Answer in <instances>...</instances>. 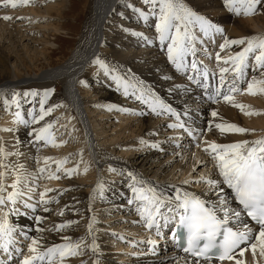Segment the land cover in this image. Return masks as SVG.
<instances>
[{"label": "bare ground", "instance_id": "6f19581e", "mask_svg": "<svg viewBox=\"0 0 264 264\" xmlns=\"http://www.w3.org/2000/svg\"><path fill=\"white\" fill-rule=\"evenodd\" d=\"M45 1L35 0V6L34 0H32L27 4V9L23 4L17 7L0 5V129H14V131L0 130V140L4 143L5 151L14 152L16 156H19V159L23 157L26 160L25 164V161H22L23 167L20 171H22V177L28 180L29 186L35 188V191L31 193L33 197L31 202L39 205V192L46 187L64 191L46 193V198L55 197L54 200H50L48 204L44 205L49 209L48 212H43L38 206L33 213L32 210H26L18 203L20 214L10 216V222L28 231L30 236H35L37 233L34 216L45 217L39 224V227L44 229L41 234L44 246L63 243L65 242L64 237L69 238L71 243H77L83 239L84 246L81 249V254L66 257L65 264H82V262L83 264H93V261L96 264H178V261L179 264H183L185 255L181 254L168 240V233L165 230L172 222L170 220L167 226L164 225L163 214L171 215L167 213V207H162L159 221L163 238H151L156 241V244L154 251L148 250L153 246L149 245V239L144 237L146 235L144 224L141 222L137 208L131 207L136 200L128 194L133 181L128 174H124L122 168L128 166V173L131 172L137 179H141L142 175H148L143 183L155 188L158 193L169 196L172 195L171 192H164L163 188L166 180L169 181L172 177H176V182H179L189 175L193 177L194 170L199 169L197 171L201 173L205 169L204 176L219 179L214 162L202 150L204 141L227 144L264 136V94L247 95L248 105L251 109L257 110V114L252 118H246L238 108L222 99H217L215 103L208 100L205 90L192 84L188 77L183 72H178L168 60V41L161 44L156 38L158 34L155 31V17L149 15L147 21L141 19L135 9L143 10L144 7H134L133 2L128 0H122L126 6L133 7L128 12L117 6L120 0H90L85 22L81 29L78 28L80 29L79 38L75 41L67 57L56 65L48 64L47 68L34 70L33 65L30 66L16 50L19 35L25 38L30 32V26L27 24L32 21L28 20L31 19L34 22L35 18L41 17L43 20L45 19L43 27H50L52 32H58L59 22H51L52 17L48 16L54 12L57 16L65 18L67 15L64 14V9L70 10L72 13L76 10L74 9L76 2L73 0L66 1L67 5H65V0H54L52 4L44 7L43 11H39L37 4ZM112 2L117 8V11L114 10L115 13H111L114 18L105 17L108 10L112 11L113 9L112 7L110 9ZM185 2L194 10L222 25L224 34L213 35V37H220L218 38L220 42L215 47L222 56L231 55L242 47V45H232L221 50L219 44L223 42L224 35L230 39H236L264 33V3L258 5L252 15L242 17L228 13L223 7L222 0H185ZM143 11L148 12L147 10ZM118 12L124 17L119 16ZM4 15H9L12 19L4 20L2 18ZM17 17L24 18L18 19ZM77 19L74 18L76 21ZM14 21L18 23H14ZM124 29H129V31ZM140 31H143L149 39L154 35L151 38V44H148L141 36L134 35ZM194 34L200 40L195 42L197 54L198 47L208 50L213 46L210 40L211 36H209L210 39L209 37L203 38L198 30ZM136 38L142 46L134 50ZM6 43L10 45L9 50H7ZM205 50L203 53H206ZM48 53L47 48L35 52L31 60H34V63L39 62L42 58L46 60L45 56L47 57ZM96 58L106 63L107 73L99 65L93 63ZM192 59V54L185 57L189 65V72L192 71L190 68ZM195 59L204 64L203 60ZM90 65L95 68L94 73L91 72L93 68ZM111 70H114L116 76L128 80L133 85L127 84V96L124 95L125 84L122 79L119 86L115 80L112 83ZM212 73L209 71V84L213 83ZM260 73L261 71L257 70L255 75L259 78ZM252 76L253 71L249 67L246 70V77L236 82H239L237 86L243 82L247 83V80ZM226 77L229 80L232 78L229 74H226ZM78 81H85V84L78 83ZM17 83L22 85L19 86ZM215 83L219 86L218 72ZM8 85L19 87L12 92L13 87L7 88ZM227 86L226 83L224 87ZM33 87L37 94L25 96V91L31 92L30 89ZM46 89L52 91L49 95L43 96ZM135 92H138V96L142 92L145 93L144 99H137L141 104L139 106L126 100L128 97H132ZM13 93H17V103L12 101ZM149 93L159 97L172 109L176 108L186 127L197 130L207 129V131H200L196 136L202 137V139L193 141L192 137H189L184 130L169 128L168 124L176 121V117L170 113H162L169 115L168 118L155 117L159 114L154 113L150 105L144 102L149 98ZM42 96L45 109L57 105L55 107L57 113H49L42 121L30 122L27 125H19L14 122L17 107L12 109V104L15 106L19 104L18 111L22 117L30 119L29 109L33 110L34 115L39 114ZM238 99L235 97L236 102H241ZM5 100L8 101L7 105ZM122 104L133 106L134 111L131 115L129 114L130 116H119L122 110L125 112L130 110L128 106L122 107ZM110 110L117 113L116 115L113 113L119 118L117 123L112 121L111 117L113 116L108 112ZM212 110L218 113L217 117L211 116ZM157 112H161V110L158 109ZM209 120L213 121L211 126H209ZM220 122L235 123L251 131L221 134L214 126L215 123ZM48 123L52 124L50 131L58 146L48 144L44 140L36 141L34 135H29L33 128L43 127ZM21 125H24L25 128L22 129ZM61 128L66 131V136H61L58 141L56 139L58 136L54 134ZM141 140L146 144H142ZM61 141L63 143H60ZM199 141L201 142L199 143ZM40 142L44 145H40ZM153 143L158 147H151ZM57 147H59V153H56ZM200 154L202 155L200 156ZM45 156L52 159L46 163L43 159ZM202 156L210 158V161L208 160L209 170L205 168L207 161ZM12 157L10 156V158ZM62 158L67 160L56 172L59 173L58 179H48L47 176L46 179L41 180L38 177L37 169L39 167L48 170L50 165L55 164V160ZM9 161L12 163L11 159ZM83 167L87 170L85 171ZM69 168L74 169V173L72 172L71 175L64 172V169ZM33 173L35 177L31 175ZM159 175H161L160 178L157 177ZM8 177L9 173L5 179ZM12 177L15 179V176ZM11 178L9 179L10 183L13 181ZM98 183L102 187H98ZM190 185L197 189L202 199L212 202L217 200L216 193L206 183H190ZM181 186L184 187L182 184ZM222 187L226 193L231 192L227 186L222 185ZM21 189L27 191L26 187ZM6 191H11V187H6ZM130 199L133 201L131 204L129 203ZM232 206L234 207L235 204L233 203ZM90 219L93 220L92 235H89L88 229ZM67 221L74 223L59 230L55 229L56 224H64ZM245 222L249 221L246 219ZM249 226L253 227L251 223ZM16 239L18 241L16 246L20 247L22 251L19 258L13 256V262L19 264V259L28 254L27 244L29 241L19 232L16 234ZM93 239L96 245L95 250L87 247L93 243ZM123 240L129 244H121L120 241ZM144 244L147 246L143 247ZM164 248L165 250H163ZM132 253H136V255ZM243 258L246 264H264V259L259 256L258 251L255 261L252 252L247 249ZM0 260L6 261V264H13V262H7L2 251H0ZM222 264H234V262L227 261Z\"/></svg>", "mask_w": 264, "mask_h": 264}, {"label": "snow or ice", "instance_id": "6c2138e0", "mask_svg": "<svg viewBox=\"0 0 264 264\" xmlns=\"http://www.w3.org/2000/svg\"><path fill=\"white\" fill-rule=\"evenodd\" d=\"M32 0H0V5L17 7L21 4L27 5ZM145 4L150 5L149 11L145 12L140 8L135 11L139 13L141 19L147 21L149 15L155 17V31L158 34L157 39L163 44H167V58L175 66L178 72H183L188 77L192 84L202 87L207 93V99L216 102L217 99L231 104L238 108L246 115H255L257 110L251 109L250 106L238 103L235 100V94L241 89L237 87V81L246 77V70L251 67L253 76L247 80V87L243 91L250 95L264 94V35L242 36L236 39H230L226 35L223 36V42L220 44V49L223 50L232 45H242L239 51L228 56H221L220 52H216L215 59L219 65L223 62L226 67H219V86L216 85V73H212L213 83L209 84V71L202 61L195 59L196 48L195 42L198 37L194 34L198 30L204 37L215 34H224V28L221 24L209 19L206 15L194 10L185 0H144ZM224 9L234 15L250 16L254 13L257 6L264 3V0H222ZM157 5L159 10L156 11ZM4 20L12 19L9 15L2 17ZM23 19L24 17H17ZM129 31V29H124ZM134 35L141 36L148 44L152 40L146 37L142 32H136ZM206 51V50H205ZM189 54L193 55L191 61V72L185 57ZM251 57V65L249 59ZM93 63L99 65L106 73L108 66L100 59H95ZM257 70H261L260 77L255 75ZM231 72L232 78L229 80L226 74ZM112 79L119 86L121 77L113 75ZM85 84V81H80ZM227 83V87L224 85ZM124 95H128L127 81H124ZM86 86V85H85ZM211 89V91H209ZM51 89L44 90L43 96L51 93ZM29 94L35 96V90L25 91L24 95ZM149 98L144 100L148 103L154 113H170L176 117L175 123L168 124L169 128L182 129L187 132L189 137L193 139L200 131L186 127L185 123L180 119L178 113L169 105L165 104L159 97L149 93ZM41 98L40 110L38 115L33 114V110L29 109L28 116L30 119H24L19 111L14 114V122L27 125L30 122L35 123L42 121L53 108V105L45 109L44 99ZM145 93H141L137 99H144ZM17 94L13 93L12 101L15 103ZM8 104V101H4ZM19 108V104H17ZM160 109L161 112H157ZM212 117H217L218 113L215 110L211 111ZM209 126L213 124L209 120ZM215 128L221 133H246L251 131L248 128L240 127L231 122L215 123ZM52 124H44L43 127L33 128L29 135H34L36 141L44 140L48 144L58 146L51 134ZM2 131H14L12 128L0 129ZM60 143H63L61 141ZM141 143L145 141L141 140ZM151 147H158L157 144H151ZM214 162V168L218 171L219 179H212L209 176L202 175L195 181L185 180L184 184L188 183H206L209 188L217 195L215 202L206 201L201 196L193 192L182 190L177 187L174 195H166L158 193L155 188L145 184L143 187H136L135 184L142 183L137 181L136 176L131 172L128 175L132 178L133 185L131 191L135 195V200L139 202L137 211L144 227L147 229L156 228L157 235H160V218L162 207H167V213L163 214L164 225L167 226L171 221H175L176 226L171 229V237L177 248H182L185 256L183 264H215V261L234 262V264H246L244 253L250 250L255 261L257 251L259 256L264 259V136H260L253 140H238L227 144H218L214 141H204V148ZM12 155L11 152L5 151V146L0 140V251H2L7 259V262H13V256L19 258L22 249L17 247L16 234L19 232L26 240H28V254L19 259V264H65V258L81 254V249L84 246L83 239L77 243L69 242V238L64 237L63 243L44 246L42 244V233L44 229L39 227L40 222L45 219L41 215H35L36 222L35 231L37 235L30 236L28 231L19 228L16 224L10 222V216L20 214V209L17 204L24 209L32 210L33 213L39 206L43 212H48L49 209L44 207L50 200L55 197L46 198V193L53 191H64L53 188H44L39 192V205L31 202L33 197L31 193L35 191L33 186H29L28 180H23L27 191L21 189L22 172L19 168L14 171L15 179H13L10 187L11 191H6L5 177L7 165L4 163V158ZM47 163L52 158L43 157ZM66 158L55 160L57 171H59L65 162ZM199 163V162H198ZM87 169L85 168V171ZM112 170V169H110ZM38 172L43 174L44 167H39ZM74 169H64V172L71 175ZM35 177V174H31ZM48 179H58L54 173L48 174ZM34 184V180H33ZM223 186H227L231 190L226 193ZM98 187H102L98 183ZM95 191V189H94ZM27 197V199H25ZM129 203H133L130 199ZM235 204L233 207L232 204ZM246 223L245 220L249 219ZM73 221H67L64 224H56L55 229L59 230ZM93 220H89L88 229L91 233ZM253 224V227L249 226ZM148 244L152 245L150 251H154L156 241L148 240ZM92 250H95V240L88 245ZM136 255V253H132ZM239 257V258H238ZM0 264H6V261L0 260ZM14 264V262H13ZM83 264V262H82ZM93 264H96L93 261ZM179 264V261H178Z\"/></svg>", "mask_w": 264, "mask_h": 264}, {"label": "rangeland", "instance_id": "374dc122", "mask_svg": "<svg viewBox=\"0 0 264 264\" xmlns=\"http://www.w3.org/2000/svg\"><path fill=\"white\" fill-rule=\"evenodd\" d=\"M54 0H50V1H48V0H46L45 2H43V3H40V4H37L38 5V10L39 11H43V9H44V7L45 6H47V5H49V4H52V2H53ZM55 1H58V0H55ZM66 1H69V0H65V5H67L68 4V2H66ZM73 1H75L76 2V8H74V9H76V10H74L73 11V13L70 11V10H65L64 8V10L63 11H65L64 12V14L65 15H67V17H65V18H63V17H60V16H57L56 15V13H54V12H52V14H51V16H48V17H52L51 18V22H54V23H57V22H59V27H60V29H59V31L58 32H52L51 31V28L50 27H43V26H45V19L43 20L41 17H38V18H35V21L33 22V20H31V19H29L28 21H32L31 23H28L27 24V26H30V32L25 36V38L24 37H22L21 35H19V38H17V43H16V46H17V44H18V46L16 47V50L18 51V54L20 55V56H22L25 60H26V62H28V64L30 65V66H32V68L34 69V70H41V69H43V68H47V66H48V64L49 65H56V64H58L59 62H61L63 59H65L66 57H67V55L69 54V51H70V49L72 48V46L74 45V43H75V41H77L78 40V38H79V35H80V33H79V31H80V29H81V26L83 25V23L85 22V18H86V15H87V12H88V4H89V2H90V0H73ZM124 1H127V0H124ZM128 1H130V2H133V6L134 7H136V6H141L142 8H143V10H147V11H149V8H150V5H148V4H145L144 3V0H128ZM115 2V1H114ZM114 2H112L111 4H110V9H111V7L113 8L112 9V11L111 10H108V12H107V14L105 15V17H111V18H114L112 15H111V13L112 12H114V10L115 11H117V8H115V6H114ZM119 5H117L120 9H122V10H124V11H126V12H128V11H131V9L133 8V7H131V6H126L125 4H123L122 3V0H120L119 1V3H118ZM34 5H35V0H34ZM36 6V5H35ZM24 9H25V7H24ZM26 9H27V5H26ZM25 9V10H26ZM159 10V7H158V5H157V8H156V11H158ZM66 12H67V14H66ZM71 12V13H70ZM115 13V12H114ZM119 13V16H121V17H124L120 12H118ZM114 15V14H113ZM33 17H35L34 15H32ZM240 16H242V17H246V16H244L243 14H241ZM37 17V16H36ZM78 18L77 19V21L76 20H74V18ZM19 21V20H18ZM14 23H18L17 21L15 22L14 21ZM147 26V25H146ZM18 27H21V26H18ZM78 28H80V29H78ZM105 30H108V29H105ZM110 31V30H109ZM141 32V31H140ZM24 33H27V32H24ZM109 33H111V31L109 32ZM142 33H143V31H142ZM144 35H145V33H143ZM255 35H257V33L255 34ZM258 35H264V33L262 32L261 34H259L258 33ZM102 36H104V35H102ZM139 36V35H138ZM211 36V39H210V37H209V39L211 40V44L213 45V46H211L208 50L206 49V53H203V51L205 50L204 49V47H198V54L196 53L195 54V58H197L198 60H203V62H204V64L203 65H206L207 66V68H208V70L209 71H211V72H218V68L219 67H226L227 65H224L223 64V62H221L219 65L217 64V61H216V59H215V54H216V52H218L217 50V48L215 47V46H217L218 45V42H220V39H219V41H218V38H220L219 36L218 37H213V35H210ZM152 37H154V35H152L151 36V38ZM202 37L203 38H205L203 35H202ZM150 38V39H151ZM46 41H48V43H46ZM198 41H200V40H198ZM7 44V50H9L10 49V45H8L9 43H6ZM135 44H136V47H133V49L134 50H137V49H135V48H138V47H140V46H142V44L140 43V41H138V38H136V40H135ZM219 46H220V44H219ZM48 49L49 50V53H48V55H47V57L45 56V58H46V60H44L43 58L39 61V62H35L34 63V60H31V58L34 56V54H35V52L37 53V52H39V51H42V50H45V49ZM195 48H196V46H195ZM200 48H202V50H199ZM35 50V51H34ZM240 50V49H239ZM193 56V55H192ZM222 56V55H221ZM201 58H203V59H201ZM206 58V59H205ZM97 59V58H96ZM30 60V61H29ZM46 62V63H45ZM251 63H252V61H251V57H250V59H249V64L251 65ZM90 64V63H89ZM93 69H92V71L91 72H95V68L92 66V65H90ZM210 67V68H209ZM212 68V69H211ZM112 71V73H110L112 76L113 75H115V73H114V70H111ZM261 71V70H260ZM219 73V72H218ZM230 76H232V73L231 72H229L228 73ZM107 76V75H106ZM105 76V77H106ZM123 80V79H122ZM124 81H127V84L129 85H132L131 83H129L128 82V80H123V82ZM109 82V81H108ZM114 82V80L112 79V83ZM116 82V81H115ZM78 83H80L79 81H78ZM239 83V82H238ZM237 83V84H238ZM19 86H21L22 84L21 83H17ZM109 84H110V82H109ZM13 86H15V85H8V86H6L7 88H9V87H13ZM19 86H17V87H13L12 89L13 90H11L12 92L16 89V88H18ZM133 86V85H132ZM246 86H247V83H245V82H243L242 84H239L237 87H239L240 89H241V91L240 92H237L236 94H235V97H237V98H239L238 100H240L241 102H239V103H242V104H246V105H248L249 104V101H248V99H247V93H245L244 91H243V89L244 88H246ZM38 87V86H37ZM36 87V88H37ZM136 87V86H135ZM118 88H120V87H118ZM38 89V88H37ZM58 90L60 89L59 87L57 88ZM30 90H35V88L33 87V88H31ZM54 90H55V88H54ZM17 94V93H16ZM9 95V94H8ZM137 97H138V92L136 93L135 92V94H132V97H128L126 100L128 101V102H130L131 104H133V105H141L140 104V102H139V100H137ZM10 98H11V95H10ZM245 99V100H244ZM247 100V101H246ZM16 103H17V100H16ZM12 106H13V108L12 109H14L15 107H17V105L15 106V105H13L12 104ZM123 106H128L129 107V109L130 110H127L126 112L124 111V110H122V112H120L119 113V116L121 117V116H130L131 115V113L134 111L133 109V106H129V105H127V104H122V107ZM249 106V105H248ZM111 108V107H110ZM174 108V107H173ZM148 109V108H147ZM19 109L17 108L16 109V111H18ZM174 110L178 113V115H179V111L176 109V108H174ZM124 111V112H123ZM149 111V110H148ZM55 112L57 113V111L55 110V108H53V110L50 112V114H55ZM109 113H110V115H112L113 117H111L112 118V121H114V122H118V120H119V118H117L116 116H114L113 115V113L116 115L117 113L114 111V110H110V111H108ZM130 114V115H129ZM256 115V114H255ZM118 116V117H119ZM160 116H163V118H165V117H169V115H164V114H159V115H155V117H160ZM244 116L246 117V118H252L254 115H246V114H244ZM154 117V118H155ZM179 117H180V115H179ZM176 121H174V123H175ZM20 125V124H19ZM16 126H18V125H16ZM22 129H24L25 127H24V125H21L20 126ZM178 130H180V131H182L181 129H178ZM65 130L63 129V128H61L60 130H58L57 132H56V134H54V135H57L58 137L56 138L58 141H59V139H60V137L61 136H63V137H65L66 136V134H65ZM126 135V134H125ZM197 138V139H196ZM195 139H193V138H191L193 141H198V139L200 140V139H202V137H200V138H198V137H196ZM70 140V139H69ZM201 141H199V143H200ZM29 143V142H28ZM30 144V143H29ZM145 144H146V142H145ZM197 144H198V142H197ZM40 145H44V143H42V142H40ZM175 146H177L176 144H175ZM162 148V147H161ZM57 151H56V153H59L58 152V150H59V147H57V149H56ZM13 155H9V156H7V157H5L4 158V163L7 165V168H6V170L5 171H8L7 173H9V177L8 178H6L5 179V184H6V186H8V187H10V185H11V183H10V181H9V179L12 177V176H14V172H13V169L16 171V169H18L19 168V166L21 165V163L23 164V162H24V164L26 163V160L22 157V159L20 158L19 159V156H16V154L13 152L12 153ZM18 155V154H17ZM202 154H200V156H201ZM10 156L13 158H10ZM134 156V155H133ZM202 157H204V156H202ZM11 159V161H12V163L9 161ZM20 161H18V160ZM204 159L207 161V167H205V168H208V170H209V166H208V160L210 161V158H207L206 156L204 157ZM16 160V161H15ZM67 160V159H66ZM65 160V161H66ZM18 161V162H17ZM23 161V162H22ZM68 161H69V159H68ZM16 162V163H15ZM18 163V164H17ZM19 163H20V165H19ZM13 164V165H12ZM16 166H15V165ZM18 166V167H17ZM63 166V165H62ZM12 167H13V169H12ZM17 167V168H16ZM55 168V169H54ZM83 168H85V167H83ZM9 169H11V170H9ZM22 170V168H19V170ZM48 170H45V172L43 173V174H41L40 172H38V177L42 180V179H46V177L48 176V174L49 173H56V172H58L57 171V167L55 166V164L54 165H50L48 168H47ZM123 171H124V174H128V171H129V167L128 166H124L123 168ZM197 170H199V169H197ZM197 170H194V173H192V176H193V174H194V176L193 177H191L190 175L189 176H187V177H185L184 178V180H181V181H179V182H176L177 181V178L176 177H172V178H170V180L169 181H167L166 180V184L164 185V192H168V193H170V194H172V195H174V193L175 192H172V191H174L177 187H179V188H181L182 190H185V191H189V192H193V193H195L196 195H199L198 194V192H197V189H195L194 187H192L191 185H190V183H188V184H184L183 183V181H185V180H192L193 181V179H195V180H197L199 177H201L202 175H203V172H205V169H203L202 171H201V173H199ZM10 171V172H9ZM104 171V170H103ZM12 172V173H11ZM22 172V171H21ZM46 173V174H45ZM74 173V172H73ZM196 173H198L197 175H195ZM13 174V175H12ZM42 175V176H41ZM57 177L59 176V173H56L55 174ZM175 176H177V175H175ZM146 177H148V175L147 176H143L142 175V178L141 179H137V181H139V180H143L142 181V183H138L137 185H135L136 187H143L145 184V180L147 179ZM158 178H160L161 177V175H159V176H157ZM13 178V177H12ZM11 178V179H12ZM192 178V179H191ZM14 179V178H13ZM23 180H25L23 177H22V182H21V184H20V187L22 188V187H25V185H24V183H23ZM9 181V182H8ZM12 181V180H11ZM144 182V183H143ZM8 183V184H7ZM181 184L182 185H184V187L183 186H181ZM24 185V186H23ZM133 185V184H132ZM131 185V186H132ZM41 187V186H40ZM37 189H38V187H37ZM159 190H160V188H159ZM128 194L130 195V197H132V198H135V195L132 193V191H131V187H130V190H129V192H128ZM137 202L138 201H136L135 203H133L132 205H131V207L132 208H138V206H139V202H138V204H137ZM137 220V217H136V219H135V221ZM99 230V229H98ZM142 237V236H141ZM144 237L145 238H148V239H151V238H155L153 235H150V236H147V235H144ZM142 239H144L143 237H142ZM121 242V244H123V245H125V244H129V242H126L125 240H123V241H120ZM143 247H145V246H147L146 244H144V245H142ZM157 246V245H156ZM149 250V249H148ZM163 250H165V248L163 249ZM124 262V261H123Z\"/></svg>", "mask_w": 264, "mask_h": 264}]
</instances>
